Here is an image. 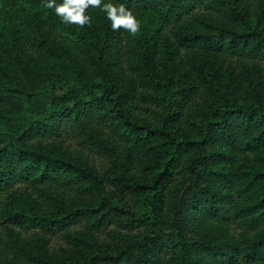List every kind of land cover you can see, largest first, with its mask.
Wrapping results in <instances>:
<instances>
[{
  "label": "trees",
  "instance_id": "16d2710c",
  "mask_svg": "<svg viewBox=\"0 0 264 264\" xmlns=\"http://www.w3.org/2000/svg\"><path fill=\"white\" fill-rule=\"evenodd\" d=\"M102 2L140 30L93 6L67 24L46 0L0 13L15 263L264 264V0Z\"/></svg>",
  "mask_w": 264,
  "mask_h": 264
},
{
  "label": "clouds",
  "instance_id": "9594fccd",
  "mask_svg": "<svg viewBox=\"0 0 264 264\" xmlns=\"http://www.w3.org/2000/svg\"><path fill=\"white\" fill-rule=\"evenodd\" d=\"M44 6L48 9H54L55 14L64 23L80 26L90 23L91 18L85 15L86 9L89 6L99 7L111 21L113 30L122 28L133 35L140 30V22L136 15L123 4L103 3L102 0H63V3H56V0H46Z\"/></svg>",
  "mask_w": 264,
  "mask_h": 264
},
{
  "label": "rangeland",
  "instance_id": "374dc122",
  "mask_svg": "<svg viewBox=\"0 0 264 264\" xmlns=\"http://www.w3.org/2000/svg\"><path fill=\"white\" fill-rule=\"evenodd\" d=\"M26 0H0V13L6 19V12L9 15L14 14L16 11H21L26 7ZM9 19V16H7ZM68 152L72 157L78 158L82 162L89 165L91 168L101 169L105 162L95 156L94 153L87 151L78 144H70ZM1 220V217H0ZM25 234L14 228L7 229L0 226V264H16L19 243L25 238Z\"/></svg>",
  "mask_w": 264,
  "mask_h": 264
}]
</instances>
